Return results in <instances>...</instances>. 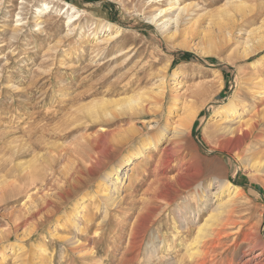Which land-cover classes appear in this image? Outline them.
Masks as SVG:
<instances>
[{
  "label": "rangeland",
  "instance_id": "rangeland-1",
  "mask_svg": "<svg viewBox=\"0 0 264 264\" xmlns=\"http://www.w3.org/2000/svg\"><path fill=\"white\" fill-rule=\"evenodd\" d=\"M169 1L0 0V264H264V173L243 162L264 139V99L255 94L264 93V0H178L167 17L188 10L163 34L151 20ZM68 5L79 16L70 25ZM251 33L257 53L237 58ZM129 98L140 106L97 110ZM231 100L261 114L239 158L221 138ZM192 102L200 113L180 150L171 136L182 112L170 111ZM104 132L125 140L97 160ZM152 141L157 148L145 152ZM127 157L112 192L105 176ZM214 178L238 186L240 202L230 203ZM35 193L53 199L42 221L30 219V234L21 228ZM104 193L118 205L108 208ZM220 202L224 215L216 212L197 247L203 255L189 261L199 224L186 226L181 211L192 218L201 210V225Z\"/></svg>",
  "mask_w": 264,
  "mask_h": 264
},
{
  "label": "bare ground",
  "instance_id": "bare-ground-1",
  "mask_svg": "<svg viewBox=\"0 0 264 264\" xmlns=\"http://www.w3.org/2000/svg\"><path fill=\"white\" fill-rule=\"evenodd\" d=\"M158 1H166V0H158ZM168 1V0H167ZM177 3H178V0H170L169 1V6L168 7H164V8H161L159 9V14L155 15L153 18H152V24L156 25V27L159 28V30L163 33V34H168L170 33V29H171V26H175V27H178L179 25V20H180V17L182 14L186 13L187 12V8L186 6L185 7H182V8H178V14L176 16L175 19H170L168 18V14L169 13H172V12H175V9H177ZM189 7V6H188ZM50 7L48 5H45L44 6V9L40 10V14L42 16V14L44 15H47L48 13H50L49 11ZM71 10V13H70V16L69 18L67 19V24L70 25V24H73L75 21L78 20V14H77V11L74 7L72 6H67V11H70ZM67 13V12H66ZM69 15V14H68ZM111 25L109 24L107 26L108 28V32H111ZM106 28V29H107ZM157 28V29H158ZM176 29V28H175ZM161 33V34H162ZM110 37V35H108ZM257 37L255 36L254 33H251L243 42L244 44V47H243V51L241 53V55H237V58H240V59H248L250 58L252 55L256 54L257 53V50L254 48V45H255V39ZM113 39V38H112ZM258 40V43H261L259 44L260 46L264 45V38L263 37H260V38H257ZM255 80V79H254ZM256 84V83H255ZM162 86V85H161ZM162 88V87H161ZM159 88V91H154L153 93H155L158 98H159V101H163L165 100V92L164 90L165 89H161ZM256 88V87H255ZM180 89V88H179ZM259 89V88H257ZM262 89V87H261ZM198 94H197V99H201L202 97H204V91H202L201 89H198ZM258 97L259 96H263L262 99H264V93L263 92H257L255 93ZM118 101V100H117ZM116 101V102H117ZM195 101H198V100H195ZM112 101V102H101L103 103L99 109L97 110H100L101 112L107 107H110V106H114L115 107H120L122 109V107L124 108H136L138 107V105L140 106V103L132 98H129V99H125V100H121V101H118L117 103ZM163 103V102H162ZM246 103V102H245ZM100 104V103H98ZM197 104V103H196ZM245 105V104H244ZM243 105V106H244ZM99 106V105H98ZM178 107V104H175L174 105V108L172 109L171 114H176L179 110L182 112L181 114L177 113L176 114V117H178V121L176 122V126H174L175 128L173 129V132H172V138L174 140V138H177L179 139L180 138V142H176V143H180V150H182L184 147L183 143L184 141L186 140V137L187 135L190 133V130L191 128L193 127L194 125V122L195 120H197V117L200 113L199 111V108L196 107V105L192 102V104H188V103H183L182 107H180V109L177 108ZM242 107V106H241ZM106 108V109H107ZM113 108H110L111 110ZM123 108V109H124ZM245 110L244 111H241L242 109H240V106L235 102V100H231L229 103L225 104V106H223V113H224V117H225V122L226 124L224 125L225 127H221V138L225 141L224 144H226V147H228L230 149V151L233 153H238L240 152V150H242L246 144V141L249 140L253 135L254 133L256 132V130L258 129L260 125V111L259 109L253 113V108L250 109V108H246V105H245ZM257 108V106H256ZM120 110V109H119ZM110 111V110H109ZM97 113H100V112H97ZM252 113V114H251ZM101 114V113H100ZM245 114H251V116L247 119V120H244L245 118ZM90 115V113H89ZM107 116V115H106ZM94 119V118H93ZM99 119V118H98ZM263 120V119H262ZM261 120V121H262ZM174 124V123H173ZM219 126V125H218ZM163 131V130H162ZM167 131V130H165ZM139 131L134 128V129H131L129 132H127L126 134L128 135L127 137H129L130 139L135 136V134H137ZM164 132V131H163ZM169 132V131H168ZM101 133V132H100ZM140 133V132H139ZM171 134V133H170ZM219 134V133H218ZM214 136V135H213ZM126 137V138H127ZM160 138V137H159ZM97 139V140H96ZM95 139V141H97V147H96V156H97V160L99 157H102L104 156L105 154L107 155L108 152H111L113 151L114 149V146L111 144V142L113 144H115V142L117 143H121L120 141H123L125 139H120L119 141H116V138L113 137V135L111 136V134L109 133H103L101 135H99V137H97ZM128 139V138H127ZM94 142H92V147H94V145L96 144ZM169 141V140H168ZM153 142V141H152ZM222 142V141H221ZM257 145H258V148L252 152V155H254V160H250V159H245L243 162L245 163H248L249 165V168L254 170V172L256 173H264V152H261L260 151V148L262 146H264V139L263 140H257L256 141ZM157 143L154 144L153 143H149V144H146L144 145L143 147V150L145 152H147L148 149H155L157 148ZM174 144V143H173ZM219 145V144H218ZM178 146V145H176ZM119 147V146H118ZM173 148V147H172ZM141 150V149H140ZM139 150V152H140ZM143 151V152H144ZM151 151V150H150ZM229 151V152H230ZM230 152V153H231ZM228 153V152H226ZM241 153V152H240ZM130 154V153H129ZM141 154V152H140ZM146 154V153H145ZM143 155V153H142ZM147 155V154H146ZM164 155V154H163ZM170 155V154H169ZM238 158L240 157L239 154H237ZM161 157V156H160ZM104 158V157H103ZM195 158V162L196 163H200V158L199 157H196L194 156ZM193 158V159H194ZM105 159V158H104ZM102 159V160H104ZM242 159H240L241 161ZM193 161V160H192ZM98 162V161H95V163ZM130 162H131V157H127L125 158V160L119 165V167L116 168V170H114V172H111V173H108L106 176H105V182L108 183L111 187V191L112 192H115L116 189H117V185H119L118 183H120L121 181V178H120V174L121 172L123 171V169H125L127 166L130 165ZM244 164V163H243ZM100 165V164H99ZM247 165V164H246ZM25 170V169H24ZM27 171V170H26ZM190 171V170H189ZM187 171V172H189ZM183 172V171H182ZM183 174V173H181ZM196 174V173H194ZM37 175V174H36ZM184 175V174H183ZM193 175V174H192ZM30 176V175H29ZM37 177V176H36ZM183 177V176H182ZM180 177L179 181L181 183V186L184 187L186 186V182H184L183 178L186 177V174L184 175V177L182 178ZM194 176H192L193 178ZM197 177V176H196ZM199 177V176H198ZM34 179V178H33ZM76 180V179H75ZM29 181V180H28ZM178 181V182H179ZM197 181V180H196ZM175 182V181H174ZM195 182V181H194ZM217 189L221 192V193H227V197L229 198L228 201H230V203H239L240 201H238L242 195V191L241 189L238 187V186H235L233 185L229 180H224V179H220V178H214L213 181H212ZM212 184V183H211ZM188 185V184H187ZM210 185V184H209ZM166 186V185H165ZM181 187V188H182ZM185 188V187H184ZM197 188L198 189H201V185L200 184H197ZM211 188V187H210ZM118 190V189H117ZM168 190V189H167ZM217 190V191H218ZM106 191V189L104 190ZM173 191V190H172ZM218 191V192H219ZM99 192V191H98ZM117 192V191H116ZM201 192V191H200ZM219 192V193H220ZM103 193V192H102ZM107 193V191H106ZM106 193H104L103 195L100 196V199L105 202L107 204V207L108 208H111V207H114L116 205H118V200L119 198L118 197H115L114 194H112L111 196H107ZM215 193V192H214ZM36 194V195H35ZM34 195H30L28 196V202H30V213L28 215V217L25 218V225L21 228L23 232L25 233H32V230L35 229V228H27L26 229V226L28 227L29 226V221L30 219H36L37 220H43V218L45 217V215L43 214V212L46 210V205L48 203H50L53 199V195L51 194H38V193H35ZM163 194V193H162ZM212 194V193H211ZM45 195V196H44ZM170 195V194H169ZM222 195V194H221ZM217 196V195H216ZM223 196V195H222ZM204 197V196H203ZM55 198V197H54ZM201 199V197H200ZM221 200V199H220ZM27 201V200H26ZM223 201V200H222ZM227 201V200H226ZM201 202V201H200ZM27 203V202H26ZM170 203V202H169ZM227 203V202H225ZM224 203V204H225ZM28 204V205H29ZM229 204V203H228ZM27 206V204H25ZM237 205V204H235ZM48 206V205H47ZM206 206V204H205ZM227 208V206H226ZM202 209V208H201ZM206 209V208H205ZM215 212H213L212 214L209 215L208 218H206L205 222L203 224L200 225L199 223V216H200V211H197V216H192V218L190 217V213L189 214H184L182 211H181V215H183L182 217V222L187 225H191V226H196L197 224H199V227H198V231H197V235L195 236V238L193 239L192 242H190V245H188L186 248H185V252L184 254H186V256L184 255V257H187L186 259H189L190 260H194L195 257L199 256L200 254L197 252V249L199 248V246H202L203 245V241L207 242V237L210 236L209 234V230L212 229L211 227L213 226H216L214 225V223L217 222L218 219V215L219 214H223L222 211H224L223 209L224 208V205L220 202L218 203L217 205V208H215ZM108 211V209H106ZM27 211H28V208H27ZM105 211V216L103 219H105L108 215V212ZM162 211V210H161ZM184 211V210H183ZM214 211V210H213ZM47 212V210H46ZM190 212V211H189ZM212 212V211H211ZM218 215H217V213ZM187 213V211H186ZM24 214V213H23ZM189 215V216H188ZM224 215V214H223ZM25 217V216H24ZM50 217V216H49ZM181 217V216H180ZM222 217V216H221ZM71 222H75L74 219H70ZM181 220V219H180ZM33 222V221H32ZM35 222V221H34ZM221 222V220H220ZM36 223V222H35ZM136 223V222H135ZM217 224V223H216ZM220 223H218L219 225ZM22 225V224H21ZM31 225H34L33 223H31ZM37 226V225H36ZM76 226V225H75ZM143 226V225H142ZM198 226V225H197ZM30 227V226H29ZM33 227V226H31ZM134 227V226H133ZM144 227V226H143ZM187 228V227H186ZM218 228V227H217ZM82 228H79V230L81 231ZM214 229V228H213ZM216 229V227H215ZM137 230V229H135ZM182 230V229H181ZM34 231V230H33ZM214 232V231H213ZM34 233V232H33ZM211 233V231H210ZM219 233V232H217ZM181 236V235H180ZM213 236V235H212ZM211 238L209 237V239L212 240V238L215 236H213ZM219 236V235H218ZM57 237H61V236H57ZM174 237V236H173ZM177 237V236H176ZM62 238V237H61ZM70 238V237H69ZM137 238V237H136ZM135 238V239H136ZM174 239V238H173ZM192 239V238H191ZM217 239V238H216ZM67 240V239H66ZM216 241V240H215ZM78 242V241H77ZM204 242V243H205ZM210 242V241H209ZM180 243V241H179ZM202 244V245H201ZM185 246V245H184ZM204 246V245H203ZM198 247V248H197ZM205 247V246H204ZM158 248V247H157ZM200 249V248H199ZM159 250V249H158ZM199 251V250H198ZM87 253V252H86ZM203 255V254H201ZM200 255V256H201ZM209 255V254H208ZM206 256V254H205ZM204 256V258H205ZM17 258V257H16ZM203 258V259H204ZM196 259V258H195ZM200 259V258H199ZM201 258V260H203ZM198 262V261H197ZM184 263V262H183ZM181 262V264H183ZM190 263V262H189ZM23 264V263H22ZM36 264V263H35ZM97 264V263H96ZM180 264V263H179ZM185 264V263H184ZM191 264V263H190ZM194 264V263H193Z\"/></svg>",
  "mask_w": 264,
  "mask_h": 264
}]
</instances>
